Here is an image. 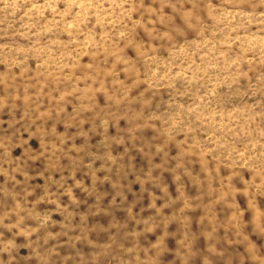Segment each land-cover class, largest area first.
Returning <instances> with one entry per match:
<instances>
[{"label": "clouds", "instance_id": "9594fccd", "mask_svg": "<svg viewBox=\"0 0 264 264\" xmlns=\"http://www.w3.org/2000/svg\"><path fill=\"white\" fill-rule=\"evenodd\" d=\"M0 264H264V0H0Z\"/></svg>", "mask_w": 264, "mask_h": 264}, {"label": "rangeland", "instance_id": "374dc122", "mask_svg": "<svg viewBox=\"0 0 264 264\" xmlns=\"http://www.w3.org/2000/svg\"><path fill=\"white\" fill-rule=\"evenodd\" d=\"M137 188H138V186H137Z\"/></svg>", "mask_w": 264, "mask_h": 264}]
</instances>
